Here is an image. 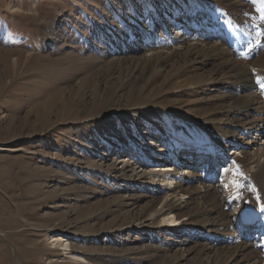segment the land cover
Masks as SVG:
<instances>
[{"label":"rangeland","instance_id":"obj_1","mask_svg":"<svg viewBox=\"0 0 264 264\" xmlns=\"http://www.w3.org/2000/svg\"><path fill=\"white\" fill-rule=\"evenodd\" d=\"M219 1L218 14L226 12L248 38L241 45L246 61L258 58L264 53V0H240L242 7ZM182 3L0 0V264H160L165 252L180 255L183 250L176 249H185L186 237L171 235L168 241V234L152 231L156 223L150 217H140L156 187L140 183L126 190L127 172L109 167L127 160L122 152L129 153L130 139L148 130V119L175 125L163 109L181 97L159 98L162 81L148 85L151 71L140 55L152 53L150 46L143 50L142 35H161L158 12L165 15ZM182 62L177 59V66ZM228 85L212 92L223 95ZM139 88L162 106L146 105L140 116L148 119L140 124L129 113L137 103L129 101L130 93ZM181 123L195 131L188 120ZM166 134L154 141L164 144ZM142 188L150 189L149 197L133 204L130 196L144 194ZM57 237L64 245L54 244ZM214 257L213 249L203 255L207 261ZM187 259L180 262L191 264Z\"/></svg>","mask_w":264,"mask_h":264},{"label":"bare ground","instance_id":"obj_2","mask_svg":"<svg viewBox=\"0 0 264 264\" xmlns=\"http://www.w3.org/2000/svg\"><path fill=\"white\" fill-rule=\"evenodd\" d=\"M183 2L165 15L158 12L161 35H142L143 50L150 46L152 53L140 55L151 71L148 85L162 81L159 98L168 94L181 97L163 109L175 125L170 129L167 124L140 116L146 105H160L151 92L139 88L135 94L130 93L129 101L137 98V103L129 113H135L139 124L148 119V130L130 139L131 151L122 152L127 160L120 168L110 165V171L127 172L124 182L131 184L122 186L126 190L137 189L140 183L146 188L156 187L140 217H150L156 223L152 231L159 236L169 235L168 241L176 234L187 238L185 249H176L183 250L180 255L165 252L160 264H182L180 260L187 259L186 254L196 256L194 260L188 257L191 264H264V213L258 209L248 215L240 213L245 201L255 200L249 186L254 185L264 200V89L256 82L260 77L264 83V53L246 61V50L241 45L248 38L240 36L226 12L218 14L219 0ZM229 5L244 6L240 0H230ZM138 35L134 32L130 43L135 44ZM180 58L183 62L177 66ZM250 64L263 71L252 72ZM224 84L230 88L226 93L212 92ZM182 120H188L195 131L183 127ZM163 130L167 139L158 145L154 140ZM133 141L139 146L135 147ZM153 153L155 156L149 160ZM104 173L111 175L109 170ZM234 181L243 185L239 188L241 200L232 199L237 193ZM143 191L130 196L135 198L133 204L149 197L150 189ZM185 194H189L186 200ZM125 197L121 196L123 200ZM180 222V227L173 224ZM193 236L197 237L196 244L189 246ZM216 239L220 246L213 244ZM62 240L57 237L53 242L60 246L64 245ZM212 249L215 257L207 261L203 255L210 256Z\"/></svg>","mask_w":264,"mask_h":264},{"label":"snow or ice","instance_id":"obj_3","mask_svg":"<svg viewBox=\"0 0 264 264\" xmlns=\"http://www.w3.org/2000/svg\"><path fill=\"white\" fill-rule=\"evenodd\" d=\"M256 82L260 85L262 89H264V83L261 82L260 77H256ZM235 164V161H233ZM238 167V166H237ZM239 175H243L242 172L239 173ZM234 184L236 185L237 188V193L235 196L232 197L233 200H241L243 198V194L239 191V188L243 187L242 184H240L238 181H234ZM248 190L252 193L255 194V200L254 201H245L244 203L246 204H252V207L250 208H240V213L241 215H248L250 213H253L259 210V213H264V200H262L260 194L258 193L256 187L254 185L249 186Z\"/></svg>","mask_w":264,"mask_h":264}]
</instances>
